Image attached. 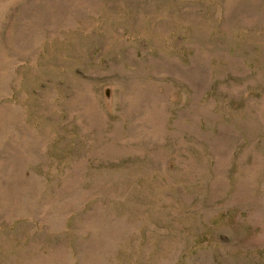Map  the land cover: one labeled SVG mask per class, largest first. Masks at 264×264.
<instances>
[{
    "label": "rangeland",
    "instance_id": "374dc122",
    "mask_svg": "<svg viewBox=\"0 0 264 264\" xmlns=\"http://www.w3.org/2000/svg\"><path fill=\"white\" fill-rule=\"evenodd\" d=\"M0 264H264V0H0Z\"/></svg>",
    "mask_w": 264,
    "mask_h": 264
}]
</instances>
